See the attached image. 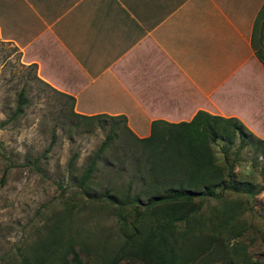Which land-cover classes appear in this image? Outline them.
Listing matches in <instances>:
<instances>
[{"label":"crops","instance_id":"0c3cea01","mask_svg":"<svg viewBox=\"0 0 264 264\" xmlns=\"http://www.w3.org/2000/svg\"><path fill=\"white\" fill-rule=\"evenodd\" d=\"M264 0H0V38L81 114L154 119L201 109L264 139Z\"/></svg>","mask_w":264,"mask_h":264},{"label":"trees","instance_id":"16d2710c","mask_svg":"<svg viewBox=\"0 0 264 264\" xmlns=\"http://www.w3.org/2000/svg\"><path fill=\"white\" fill-rule=\"evenodd\" d=\"M258 20L264 28V1L255 23ZM59 93L69 100L70 114L79 118L74 125H88L103 116L119 119L123 130L117 122L110 124L61 208L50 211L13 259L1 255L0 264L239 263L244 246L255 239L250 214L256 189L234 176L226 158H215L212 142L216 138L231 142L237 135L238 146L247 143L257 151L264 148L263 138L235 117L201 109L188 120L154 119L149 133L137 137L124 115L77 113L73 97ZM26 101L20 89L12 111L0 124L17 117ZM120 135L123 151L136 153L133 171L123 185L108 182L98 189L95 170L109 159L110 151L117 150ZM75 157L71 153L66 161L69 171ZM103 211L109 213L114 230L101 238L85 224L92 222L96 228ZM257 263L249 259L247 264Z\"/></svg>","mask_w":264,"mask_h":264},{"label":"rangeland","instance_id":"374dc122","mask_svg":"<svg viewBox=\"0 0 264 264\" xmlns=\"http://www.w3.org/2000/svg\"><path fill=\"white\" fill-rule=\"evenodd\" d=\"M260 54L264 58V50ZM35 75V65L22 63L17 48L0 38V121L12 111L20 89L27 99L17 117L0 124V260L1 255L13 259L50 211L61 208L63 198L74 189L72 182L110 124L117 122L123 130L119 119L103 116L88 125H74L79 118L70 114L69 100ZM121 137L117 150L110 151L109 159L95 170L98 189L108 182L123 185L130 178L136 153L123 151ZM238 143L237 135L231 142L216 138L212 148L217 160L226 158L232 165L241 183L249 181L256 189L250 214L255 239L244 246L238 264H247L249 259L264 264V148L253 151L249 144ZM71 153L76 157L69 171L66 161ZM109 217L103 211L96 228L92 222L85 226L104 238L114 230Z\"/></svg>","mask_w":264,"mask_h":264}]
</instances>
